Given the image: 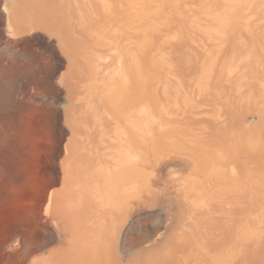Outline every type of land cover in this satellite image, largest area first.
Returning <instances> with one entry per match:
<instances>
[{"label":"rangeland","instance_id":"1","mask_svg":"<svg viewBox=\"0 0 264 264\" xmlns=\"http://www.w3.org/2000/svg\"><path fill=\"white\" fill-rule=\"evenodd\" d=\"M7 1L8 0H0V264H225L226 262H230V264H245L244 251L257 249V247L259 248L262 246L264 248L262 227L258 226L250 229L249 226L252 221L264 215V175H262L264 174V150L262 152L253 150L245 145L244 149L236 154L239 156L237 160L239 164L235 160L234 161L239 165V169L235 172L236 169L232 171L234 167L237 168L235 164H232V156L234 153H232V156L230 153H227L226 156V153L218 150V148H216L218 145L217 138L213 136L216 134L214 129L218 126L219 122L225 121L228 122L230 126H234L235 124L233 125V123L238 120V118L240 122V117L242 118L241 120L248 118L247 120L250 123L249 129H251L252 132L258 135L262 132L261 120L259 118L260 114H258V111H260L259 108L261 109V106L262 108L264 107V102L262 101L261 103L263 105H259L260 99H258V94H254L255 97L258 95V104H256L258 100L254 96H252L254 99L250 98V96L253 92L256 93L254 88L258 87V82L264 80L260 77L261 75L264 76V74H259L260 71L263 72L264 60L262 64H258L260 65V70L256 72L258 71V67L254 66L255 63L251 61L247 63V65L246 62L242 63L243 60L238 58L239 51L236 53L238 49L235 50L234 47H237V44L235 45L234 41L235 43H240L238 45L239 47L245 46L250 50L253 48H255V50L264 48H262L261 45V43L264 44V39L262 38L264 37V13H262L264 11V0H246L248 1L247 3L243 0L244 4H247L245 5L247 7H243L244 5L241 1L239 2L241 7L240 4H237L239 6L232 4V9L230 6L226 8H230L229 10L225 9L226 12L228 11L226 14L227 16L239 14L237 15L239 18L240 14H243H241V18L237 19L239 20L238 23L240 22V27L239 25H237V27L235 25L237 17L235 18L236 22L233 20V22L230 23L232 24L234 33L237 28L236 33L240 38L235 36V34L233 35V32L231 34L233 30L230 24L225 23V26H222V24H215L213 21H209L212 15L207 13V16L206 11L208 12L210 9H208V7L213 6L211 9L212 12L211 10L209 12H215L214 5H216L219 0L217 3L212 0L214 3L211 1L209 4L202 6V0H197L198 2L196 1V3L190 0L189 2L184 0V10L189 12L188 10H191V8L195 6V8L200 9L199 12L197 15L190 17V20L188 19L189 22L183 17L184 15L177 13L173 15L172 19L175 20L177 17L178 22L181 24L178 30L187 25L189 32L201 42V50L204 53V59L207 61V64L210 62L207 67L213 69L215 73V76L212 77V85L217 86L219 84L217 83L218 80L220 84L223 83L224 80H227V83H229V91H227V93H229H226L228 98H226V94L222 95V98L218 96L219 100L217 102V92L214 91L211 95V99H204L199 89L187 88V90H185L186 93L183 92L185 95H182V99H191V104H193L191 107L193 110L186 112L187 115L180 120L183 122L180 128L187 124V126L183 127L188 129L183 131L185 134L183 132L177 135L172 133L170 134L171 136H167L169 138L162 139L161 141H156L157 137L151 138L147 143L142 142L139 145L133 139L135 137L133 132H130V140L136 147L138 146L137 148L135 147L137 161H134L137 165L133 164V169L134 166L136 168L132 170L134 172H132V174L136 178L133 180V176H130L127 180L129 177L127 175V181L124 180V184L122 182L120 186L116 187V190L114 189V195L119 197L117 200L118 205H116L117 208L106 206L104 212L96 214L94 212H92L93 214H88L85 208H78L79 210L74 207L70 208V205L75 203V195L81 191L88 205L95 206L98 201L97 196L104 193L106 176L101 175L102 173L95 171V169L93 170V167L97 166L99 163L106 164L110 159L124 161L123 165H125L128 161H126V159L129 158V154L127 153L128 157H126V153L123 152V148L125 147L123 145L118 156L110 153L107 154V152L104 153L105 150L104 152L100 151V149L107 146V144L104 145V142H100V145L96 144V142L100 141V137H98L97 133L92 129L95 128L93 123H90L92 130L89 128L90 130L88 129V133H86L87 136L83 135V137H81V142H79L78 139L80 137L78 134L81 130H79V133L78 130L74 132L71 120L73 118H81L80 121L86 120L84 118L88 116V112L91 109L90 102L93 101V96L96 95V88L103 90L105 83L110 82L108 77L104 79V75L100 74L99 76L96 72L98 69L101 71L106 69V63L102 65L105 55L110 51L111 53L116 51L114 54L123 58L122 60L126 67L124 72L128 74L126 79L123 78L124 76L122 75L123 84L125 85L131 82V74L133 76V68L130 62L133 58L131 57H134L138 49H141V51L143 50L144 52L142 51L143 53L139 54L141 55V67L139 72H141V70L143 71V69V72H145L146 69V71H150L148 72L150 76L147 72H145L144 75L143 72L140 74L136 72L137 75H141V78L139 77L138 79L142 80L140 83L141 85L144 84L142 89L145 91H142L139 100L134 101L128 106V111L131 112L136 110V113L139 111L140 121L143 123L150 121L149 113L144 110L145 106L148 104L145 102H150L153 91H155L154 88L162 85L165 75L161 73L167 69V63H171L173 60L176 61L177 64L181 63V60H179L182 57L180 55L181 52H179L180 50L177 52V49H175L176 54H174V58L169 52L162 54V60L166 58V61H163L165 64L164 67H156L159 61L154 57L155 53L160 51V44L170 40L171 36L169 35L173 34L171 32L173 29L170 28V20H168V18L171 19V16L166 6H171V2L170 0L166 2V4L163 5L164 7H162L164 9L159 5L160 10L157 9L160 0H100L101 3L99 7L101 10H99L100 8L96 9L91 6V1H85V3H83L80 0V2L83 3L82 8L84 9L81 15H85V20L88 22H85L87 24L86 28H89L86 30L91 31L87 33L85 39L92 47L90 49L91 51L89 49L86 51V53L89 52L90 54L87 53L86 56L84 53L85 51H80L78 57L82 59L86 56L84 58L88 61L89 65L87 64L88 72H85V74H88L84 76H89L91 80H89V77H84L86 83L84 78L81 80L79 78L78 83L76 82V86L77 89L82 86V89L80 88V90L78 89L77 91L76 86H69V82L67 78H65L67 75H65L64 72L69 69V60L63 52L64 50L62 49L57 34H50L42 25L35 26L34 29L25 33L13 34L12 31H10L11 27ZM198 3L200 4L198 5ZM39 4L44 5L47 11L50 12L52 5H57L58 1L14 0L12 13L20 14L24 11L23 13L28 14L32 18L35 16L36 12H38L37 6H40ZM71 4L72 2L70 5ZM103 4L108 9H106ZM206 5H208V10L205 11L202 8L205 9ZM252 5L256 6L253 7L254 10L251 9ZM257 5H259L258 9L263 7L261 12L260 10L259 12L257 11ZM72 6L74 8L76 4L73 2ZM111 6L116 8L113 9ZM185 6L188 7L186 8ZM152 9L154 11H152ZM230 10H235L236 13L234 11L231 13ZM244 10L248 13L246 14ZM98 11L100 12L97 13ZM147 11L150 13H147ZM163 11H167L168 13ZM93 14L94 16L96 15V17L92 16ZM255 14L257 18H254V20L253 17L255 16L253 15ZM50 16L51 13L45 12L42 17L48 20ZM242 16H246L245 19L243 17L244 21H242ZM196 17L198 18L196 19ZM248 17L251 22L247 20ZM258 19L262 20L258 21ZM204 20H206V23ZM244 22L246 25L248 22L249 26H244ZM209 23L210 25L212 23L214 27L212 25L210 27ZM198 24L199 27L205 28H202L203 32L199 30ZM216 25L221 28L219 29L218 27L215 29ZM205 26H208L209 28L207 27V29L211 30H206ZM243 27L245 31L247 30L246 33L242 30ZM248 27L250 29H248ZM226 28L228 32L225 30ZM257 29H259V31H256ZM260 29L263 32L260 31ZM204 30L207 33H204ZM220 30L222 31L220 32ZM211 31L215 32L214 35ZM254 33H257L260 37L254 35ZM260 33L263 34L261 35ZM206 34L207 37L205 36ZM229 34L238 39L236 38V40H234L231 36L229 37ZM241 34L244 36L246 34V37L244 38ZM49 35L56 36L58 42L56 38ZM153 37L155 41L152 39ZM221 37H224V41H222ZM226 37L232 40L227 39L226 47L230 45L228 41H231V44L233 42L234 45L233 48H227L228 50L223 47L225 46ZM210 38H213V42ZM257 38L259 42H257ZM253 39H257V41L255 40L256 42H254ZM84 41L85 40L82 42ZM248 41H250V43H248ZM221 42L223 43L221 44ZM252 42L257 43V45ZM136 44L139 47L136 46ZM254 45H256V47H254ZM216 47L220 49H216ZM222 49L226 51L225 55ZM219 51H221V53H219ZM234 51L236 54H234ZM252 51H254V49ZM228 52H232L231 57ZM96 55H101L99 57L102 60L98 66L95 59ZM94 59L95 61H93ZM214 59L215 62H212ZM221 60L226 63L227 70L230 69V74L228 73L229 71L226 72L227 75L229 74L228 78L224 77L225 71L223 68H225V63L221 62ZM90 63L91 65L93 64V66L89 67ZM231 63H233V65ZM215 64H217V66ZM66 66L67 70H65ZM241 67L245 73H243L242 70L241 73L239 72V68ZM244 68H246V70ZM251 68L254 73H258V75H254ZM237 72L238 74H236ZM247 73L249 75H247ZM232 74H236L238 77L235 76L234 79L233 76L231 77ZM152 75L153 77H151ZM251 76L254 79L251 78ZM230 77L233 78V81ZM115 78L111 79L113 81H111L112 83L110 82L111 85H114L117 80L119 81V78ZM219 78L222 79V81H220ZM243 78L247 80H244L246 86L243 85ZM64 81L66 82L64 83ZM149 82L152 83L150 84ZM254 82L255 84H253ZM91 83L94 84V88ZM235 83L236 86H234ZM78 84L80 86H78ZM149 85L152 86L149 88ZM238 85L240 86L238 87ZM249 86H251L252 89H250ZM87 88L88 90L90 89V92ZM246 88H249V90L253 92L251 93V91ZM245 90H247L246 94L244 93ZM72 91L75 94H71ZM79 91L82 92L81 95H83L85 91L86 92L81 96L80 94H76ZM259 91L261 90L259 89ZM232 93H235L234 96H232ZM186 94H188V96H186ZM75 95L76 98L74 97ZM77 95L80 97H77ZM261 95L263 97L264 92L261 91L260 96ZM231 96L232 100H230ZM235 96H237V98ZM242 96H244V98ZM82 97L83 99L86 98L84 99L86 102L83 100V106L82 102H80ZM141 98H143V100ZM244 99H248V101L245 100V106ZM255 99L257 101H255ZM263 99L264 98H261V100ZM214 100H216L214 102L215 104L213 103ZM137 101L142 102L139 104ZM230 101H232L231 105ZM234 101L236 102L235 105ZM80 103L81 105H79ZM227 103H229V105ZM240 103L242 104L240 105ZM216 104L219 107H225L224 105H226L225 108H228L227 112L232 116L228 113L225 116H218L216 111L219 107ZM246 104L251 105V108ZM232 105L234 106V111L230 108L233 107ZM238 105H243V107H239ZM141 106H143V109ZM83 107L88 110L84 109L86 112L82 111ZM79 109H81L82 113ZM237 109H239V111L241 109L240 112L242 113ZM76 110L77 112H73ZM104 111L106 112V110ZM76 113H78V115ZM234 113L237 115L233 116ZM126 115L127 114L123 115L124 117L121 118H125ZM228 115L230 117L227 118ZM241 115L245 116V118ZM105 116L114 125L112 130L113 135L119 137L116 129L118 130L120 127L126 126L125 119L116 117L109 112H106ZM223 117L226 118V120ZM222 118L224 120H222ZM239 122H235L236 127L234 126V132L236 131L235 129H238ZM191 128L193 131H190ZM201 129L205 131L202 133ZM220 131L218 132H220L221 136L226 132L224 129ZM192 133L195 136H193ZM201 133L203 135H201ZM199 134L201 138L203 137L204 142L199 138ZM84 137L87 138V141H85L86 139ZM178 137L183 139L182 141L180 139V141L183 142L184 145L178 141ZM196 138L199 143L197 140H194ZM184 139L186 141H184ZM175 140L177 141L175 142ZM70 141L75 142V145H77L72 152L67 150L68 142ZM167 141L170 144H164ZM173 141L175 143H173ZM188 141H190V143ZM154 142L155 146L157 145L158 148L154 146ZM147 144L148 147L146 146ZM199 146L200 149L198 148ZM176 148H179V150ZM204 149L205 151H203ZM95 150H99L97 151L99 154L95 155ZM160 151H162V153ZM207 155L211 160L217 161L215 162L216 166L209 163L215 166V168L214 166L212 167L214 169H210L211 173L214 171L216 173L214 172L213 174L225 172L224 176L220 175L216 177V180H213L211 184L203 182L205 179L203 180V178L194 171L198 168V165L203 162L201 157L206 158L208 157ZM83 156L85 158L87 157V159L84 160ZM141 156L142 158H140ZM98 158L100 159L99 163H97ZM63 160H67V162L72 164L78 173L73 177L74 180H71L67 196H64L65 182L62 184V180L64 179L61 168ZM208 161L210 162L209 159ZM129 164H132V162ZM153 165L154 167H152ZM81 168L82 171H88L92 177H90V174L88 176V173L86 174L87 176L85 174L81 176ZM126 169V172L131 171L128 167ZM135 174H137V176ZM92 178L95 181L94 185L97 183V185H93V190L87 191L85 187L84 189L81 188L83 181L88 183L90 179L93 180ZM199 178L202 181H199ZM61 184L62 186L60 187ZM57 186L59 187L57 193L61 192V199L58 203V214L53 213L49 209L50 205L54 202V196L51 194L52 190ZM247 187L257 196V204L253 209L239 211L240 207L244 205L245 197L243 196ZM234 201L237 202L236 204L239 206L235 205ZM240 203H243V205L241 206ZM195 204L196 206H194ZM110 209L112 211H110ZM233 210L235 211L234 213L237 214L234 218L233 226L229 228L226 223L228 216L227 211L232 213ZM110 212H114L115 215L110 217L108 215ZM195 215H199L203 218V225L199 226L197 232L191 229L189 223L192 216L194 217ZM77 220H81V222ZM76 222L79 224L76 225ZM77 227L79 229H77ZM88 230H92L95 236L92 240L85 243L83 252L80 251V254V244L78 246L77 243L80 242V237L83 238L85 235L84 233H87ZM78 238L80 239L78 240ZM67 239L69 242H67ZM258 259L260 260L259 262ZM258 259L256 261L257 263L252 264H264V256H258Z\"/></svg>","mask_w":264,"mask_h":264},{"label":"bare ground","instance_id":"2","mask_svg":"<svg viewBox=\"0 0 264 264\" xmlns=\"http://www.w3.org/2000/svg\"><path fill=\"white\" fill-rule=\"evenodd\" d=\"M13 1L14 0H8L7 1V8H8V10H9V20H10V27H11V30L10 31H12V33L13 34H18V33H25V32H28V31H31L32 29H34L35 28V26H39V25H42L43 27H45V29H47V31L50 33V34H57V36H58V39L60 40V44H61V46H62V49L64 50L63 52L66 54V56H67V58H68V60H69V69L67 70V66H66V69L65 70H67L66 72H64L65 73V75H67V77H65V78H67V81L69 82V86H76V84L78 83V80H79V78H80V80L82 79V78H87V77H89V76H84V75H87V74H85V72H88V66H87V64L89 65V63H88V61H86V59L84 58V57H86L87 55V53H89V52H87L86 53V51H87V49H91V44L90 43H88V42H86V35H87V33L88 32H91V31H87L86 29H89V28H86V23H88L85 19V15L84 16H82L81 15V13H83L84 12V9L82 8V4L83 3H85V1H91L92 2V4H91V6H93L94 8H96V9H98V8H100L99 7V4L101 3V1L100 0H81L83 3H81L80 2V0H57L58 1V4L57 5H52V7H51V11L49 12V11H47V8L44 6V5H40V6H37V8H38V12H36V14H35V16L34 17H30L28 14H26V13H20V14H13L12 13V11H13ZM142 1V0H141ZM169 0H160L159 2H158V6L159 5H161V8L162 7H164L163 5H165L166 4V2H168ZM188 2H189V0H187ZM191 2H195L196 3V1L197 0H190ZM212 0H202L201 1V6L202 5H205V4H209L210 2H211ZM216 3H217V1L218 0H214ZM243 2V7H247V6H245V5H247V4H244V1L243 0H219L218 1V3L216 4V5H214V10H215V12H213V13H211L212 12V7H208V5H206V8L204 9V8H202L203 10H208L209 8V11L211 10V12H207L206 11V14L207 13H210L211 15H212V17H211V19L209 20V17H208V20L209 21H213L215 24H222V26H225L224 24L225 23H228V24H230V23H232L233 22V20H234V22H236L235 21V18L237 17V15H239V14H234V16H227L226 14L228 13V11L226 12V10H229V9H226L227 7H231L232 6V4H240L239 2ZM246 1V0H245ZM250 1V0H249ZM260 1V0H259ZM72 2V4H73V2L76 4V6L73 8V6H72V4L70 5V3ZM170 2H171V6H168V5H166L167 6V10L169 11V13H170V18L171 19H169L168 18V20H170V28H172L173 29V31H171L173 34L171 35H169V36H171V39L170 40H168V41H165L164 43H161L160 44V51H158V53H155V55H154V57L156 58V60L158 59V66H156V67H159V66H162V67H164V63H163V61L166 59H164V60H162V54L163 53H165V52H169V54L174 58V54H176V50L175 49H177V52H178V50H180L179 52H181L180 53V55L182 56H180L181 58L179 59V60H181V63H176V61H171V63L169 62V63H167L168 65L166 66L167 67V69H165V71H163L161 74H163V75H165V79L163 78V82H162V85H160L159 87L157 86V88H154L155 89V91H153V94H152V98H151V101L150 102H145V103H148L146 106H145V109L144 110H146L148 113H149V115H150V121L149 122H147V123H143L142 121H140V113H139V111L136 113V110H134V111H131V112H129L128 110V106L130 105V104H132L134 101H136V100H139L140 98H139V96H141V93H142V91L144 90V89H142V87H143V85L144 84H142L141 85V83H140V81H142V80H139L138 78L141 76H139V75H137V73L136 72H139V70H140V67H141V55H139V54H141V53H143L142 51H141V49L139 50L138 49V43L136 44V46H138L137 47V49H138V52L137 53H135L134 54V57H131V58H133L130 62H131V64H132V68H133V76H132V74H131V82H129V84H123V80H122V75L124 76L123 78H127V76H128V74H126L124 71H125V63L123 62V58H120L119 57V55H117V54H114V53H116V51H114V53H111V51L109 52V53H105L106 55H105V58L103 59V61L101 60V58L99 57V56H101V55H96L95 56V59H96V62H97V66L101 63V61H102V65H103V63H106L105 65H106V69L104 70V71H101V70H97L96 72L98 73V75L100 76V74H102V75H104V79L105 78H109V80H110V82L112 81L111 79H113V78H115V77H118L119 78V81L117 82L116 81V83L114 84V85H111V83L113 82H107V83H105V87H103V90H101V89H97L96 88V95H92L93 96V101L92 102H90L91 103V109H90V113L88 112V116H86L84 119H86V120H82V121H80V119L79 118H73L72 120H71V122H72V124H73V130H74V132H77V130H78V133H79V130H81V132L78 134L79 135V139H78V141L79 142H81V140H82V138L81 137H83V135H86V133H88V129L90 128H92V126L90 125V123H93V125H94V127L95 128H92L93 130H94V132H96L97 133V136L98 137H100L99 138V140L100 141H98V142H96V144H98V145H100V142H104L103 144L105 145V144H107V146H105L104 148H102V149H100V151H103L104 152V150H105V152L104 153H106L107 152V154H114V155H116V156H118V153H119V151L121 150V147H122V145L123 146H125L124 148H123V152H125L126 153V157H128L127 155L129 154V158L128 159H126V161H127V163L125 164V165H123L124 164V161H118L117 159H110L109 161H107L106 162V164H101V163H99L100 161V159L98 158V160H97V163H99L97 166H95V167H93V170L95 169V171H97V172H100V173H102L101 175H104V176H106V178H105V183H106V186L104 187V193L103 194H99L98 196H97V198H98V201H97V204H95V206H93V205H88V203H87V201L85 200V198H84V196H82V194H81V191H79V193L78 194H76L75 195V199L76 200H74L75 201V203H73V204H69L70 205V208L71 207H74V208H76V209H83V208H85V210H86V212L88 213V214H93L92 212H94L95 214L96 213H101V212H104V210H105V207L106 206H111V207H115V208H117L116 207V205H118V198L119 197H117V196H115L114 195V189L116 190L117 188L116 187H118V186H120L121 185V183L124 181V180H126V178H127V180L130 178V176L132 177L133 176V174H132V170H134L136 167L134 166V169H133V164L135 165L136 163H134V161H137V154H136V150H135V145L133 144V142L130 140V136H129V133L130 132H133V134L135 135V137L133 138L132 137V135H131V137L136 141V143L137 144H139L140 145V143H147V141L148 140H151V138L153 139V138H156V141H161L162 139H165V138H169V137H167L168 135H170V134H172V133H174L175 135H177V134H181L186 128H183L184 126H187V124H185L182 128H180L181 126H182V124H183V122H181L180 120H181V118L182 117H184V116H186L187 115V113L186 112H188V111H191V110H193L192 109V107L191 106H193V104H191V99L189 100V99H185V100H183L182 99V95L184 94L185 95V90H187V88H191V89H199L200 90V94H201V96L204 98V99H211V95H212V93H214V91L215 92H217L216 93V97H217V102H218V96L219 97H221L222 98V95H225L226 93H227V91H229V87H228V85H229V83H227V80H224L223 81V83H221L220 84V82H219V80H218V82L217 83H219L217 86L215 85H212L213 84V82H212V77L213 76H215L214 74V71H213V69H210V68H208L207 67V65L210 63H208L207 64V61L204 59V53L202 52V50H201V42L199 41V40H197L195 37H194V35L193 34H191L190 32H189V30H188V27H187V25L184 27V28H181L180 30H178L180 27H181V24L178 22V20H177V17L175 18V20H173L172 18H173V15L175 14V13H177V14H182V15H184L183 17L186 19V20H190V17H192V16H195V15H197V13L199 12V10L200 9H197V8H195V6L194 7H192L191 8V10H188L189 12H187L186 10H184V0H170ZM198 2V1H197ZM248 1H246V3H247ZM253 2V1H252ZM87 3V2H86ZM147 3V2H146ZM151 3V2H150ZM194 3V4H195ZM212 3H214L213 1H212ZM254 3V2H253ZM258 3V2H257ZM89 4V5H90ZM105 4H106V2H105ZM113 4V3H112ZM143 4V3H142ZM149 4V3H148ZM200 3H198V5H199ZM263 4V3H262ZM87 5V4H86ZM104 5V4H103ZM110 5V4H109ZM108 5V6H109ZM151 5H152V3H151ZM187 5V4H186ZM197 5V6H198ZM248 5H249V3H248ZM254 5V4H253ZM251 6V9H253V7H256V6ZM90 6V7H91ZM105 6V5H104ZM210 6V5H209ZM237 6H239V5H237ZM262 6V5H261ZM264 6V5H263ZM92 7V8H93ZM110 7V6H109ZM112 7V6H111ZM186 7V6H185ZM188 7V6H187ZM186 7V8H187ZM207 7H208V9H207ZM240 7H241V4H240ZM258 7H259V5H257V11L259 12V10H260V12L262 11L261 9L263 8H261V9H258ZM105 8H106V6H105ZM104 8V9H105ZM113 8V7H112ZM116 8V7H115ZM115 8H113V9H115ZM106 9H108V8H106ZM105 9V10H106ZM154 9V8H153ZM152 9V11H154ZM157 9H160V6L157 8ZM162 9H164V8H162ZM166 9V8H165ZM226 9V10H225ZM231 9H232V7H231ZM234 9V8H233ZM242 9V8H241ZM91 10V9H90ZM99 10H101V8L99 9ZM117 10V9H116ZM161 10V9H160ZM236 10V9H235ZM235 10H232V11H234L235 12ZM247 10V9H246ZM248 10H249V8H248ZM254 10V9H253ZM109 11V10H108ZM108 11H107V13H108ZM111 11V10H110ZM231 10H230V12L231 13H233ZM251 11V10H250ZM256 11V12H257ZM51 13V16H50V18H48V20H46L44 17H42L43 15H44V13ZM100 11H98L97 13H99ZM103 12H104V10H103ZM117 12V11H116ZM160 12V11H159ZM163 12H167V11H163ZM162 12V13H163ZM229 12V13H230ZM244 12H245V10H244ZM257 12V13H258ZM147 13H150V12H148L147 11ZM168 13V12H167ZM236 13V12H235ZM238 13V12H237ZM246 13V12H245ZM244 13V14H245ZM248 13V12H247ZM246 13V14H247ZM262 13H264V11L262 12ZM103 14H105V13H103ZM152 14V13H151ZM166 14V13H165ZM242 14V13H241ZM241 14H240V17L239 18H241ZM251 14V13H250ZM254 14V13H253ZM111 15V14H110ZM110 15H108V16H110ZM144 15V14H143ZM155 15H156V13H155ZM200 15V14H199ZM232 15V14H231ZM236 15V16H235ZM243 15V14H242ZM259 15V14H258ZM92 16H94V14L92 15ZM107 16V15H106ZM105 16V17H106ZM169 16V15H168ZM207 16H208V14H207ZM206 16V17H207ZM210 16V15H209ZM253 16H255V17H253V19L254 18H257L256 17V14L255 15H253ZM94 17H96V15L94 16ZM165 17H167V16H165ZM199 17V16H198ZM198 17H196V19L198 18ZM226 17H228V18H226ZM234 17V18H233ZM243 17L244 16H242V21H244L243 20ZM246 17V16H245ZM245 17H244V19H245ZM264 17V16H263ZM262 17V18H263ZM145 18V17H144ZM194 18V17H193ZM238 17L236 18V20L237 19H239ZM157 19H158V17H157ZM247 19V18H246ZM251 19V18H250ZM85 20V21H84ZM145 20V19H144ZM150 20H152V19H150ZM189 20H188V22H189ZM200 20V19H199ZM201 20H203V19H201ZM247 20H249V17H248V19ZM255 20V19H254ZM253 20V21H254ZM257 20V19H256ZM259 20H262V19H258V21ZM205 21V23H206V20H204ZM238 21L239 20H237V22L235 23V25H236V27H237V25H239V23H238ZM86 22V23H85ZM200 22V21H199ZM249 22H251L250 20H249ZM93 23V22H92ZM192 23H193V21H192ZM203 23V22H202ZM201 23V24H202ZM207 23H208V21H207ZM213 23V24H214ZM242 23V22H241ZM258 24V23H257ZM189 25V24H188ZM193 25V24H192ZM192 25H190V26H192ZM203 25V24H202ZM209 25H210V23H209ZM211 25H212V23H211ZM211 25H210V27H211ZM231 25V28H232V24H230ZM234 25V24H233ZM247 25L249 26V24H248V22H247ZM247 25H246V23L244 22V26H246L247 27ZM256 25V24H255ZM254 25V26H255ZM260 25V24H259ZM90 26H91V24H90ZM89 26V27H90ZM107 26V25H106ZM213 26V25H212ZM253 26V25H252ZM142 27V26H141ZM195 27V26H194ZM198 27H199V24H198ZM206 27V26H205ZM208 27V26H207ZM207 27H206V30H211V29H207ZM214 27V26H213ZM219 27V29L221 28L220 26H218ZM217 27V25H216V27H215V29L216 28H218ZM239 27H240V25H239ZM256 27V26H255ZM254 27V28H255ZM260 27V26H259ZM91 28V27H90ZM191 28V27H190ZM200 29V31H202L203 32V29H205V28H201V26L199 27ZM209 28V27H208ZM250 28H251V25H250ZM249 27H248V29H250ZM141 29V28H140ZM196 29V28H195ZM229 29H230V27H229ZM234 29H235V27H234ZM252 29H253V27H252ZM251 29V30H252ZM264 29V28H263ZM142 30V29H141ZM194 30V29H193ZM223 30V29H222ZM222 30H220V32L222 31ZM225 30H227V28L225 29ZM231 30V29H230ZM232 30H233V28H232ZM245 33H246V31H245V29H244V27H243V29H242ZM250 30V31H251ZM200 31H199V33H200ZM205 31V30H204ZM208 31V32H209ZM243 31H242V33H243ZM253 31V30H252ZM256 31H259V29H257ZM260 31H262L261 29H260ZM114 32H115V29H114ZM160 32V31H159ZM198 32V31H197ZM212 32V34L214 35V33L215 32H213V31H211ZM224 32V31H223ZM227 32H228V30H227ZM232 32H233V35L235 34V36H239L236 32H237V28H236V30H235V33H234V30L233 31H231V34H232ZM263 32V31H262ZM117 33H118V31H117ZM150 33V32H149ZM198 33V34H199ZM204 33H207L206 31L204 32ZM251 33V32H250ZM250 33H249V37H250ZM116 34V33H115ZM141 34H142V31H141ZM208 34H211V33H208ZM211 34V35H212ZM225 34H227V33H225ZM231 34H229V37L231 36L234 40H236V38H235V36H233V35H231ZM237 34V35H236ZM240 34V33H239ZM244 34V33H243ZM243 34H241L242 36H244ZM261 34V33H260ZM263 34V33H262ZM261 34V35H262ZM202 35H203V33H202ZM218 35V34H217ZM217 35H216V37H217ZM248 35V34H247ZM252 35H253V33H252ZM254 35H257V36H259L257 33L255 34L254 33ZM264 35V34H263ZM49 36H51V35H49ZM156 36V35H155ZM198 36V35H197ZM206 37H207V34L205 35ZM241 36V37H242ZM51 37H54V38H56L57 39V37L56 36H51ZM160 37V36H159ZM219 37V36H218ZM228 37V36H227ZM226 37V40H225V46H223L224 47V49L226 48H233L234 47V45H233V42H232V44H231V39L229 38H227ZM246 37V34H245V36H244V38ZM253 37H255V36H253ZM260 37V36H259ZM262 37V36H261ZM214 38V37H213ZM212 38V39H213ZM222 38V41H224V37H221ZM238 38H240V37H238ZM237 38V39H238ZM263 39H264V37H262ZM58 39H57V42H58ZM153 40H154V37L152 38ZM155 39H156V37H155ZM211 39V38H210ZM211 39V41L213 42V40ZM217 39V38H216ZM227 39L228 40H231L230 42L228 41V43L230 44L229 45V47L227 46L226 47V42H227ZM258 39V38H257ZM257 39H253V41L254 42H256L257 41ZM83 40H85L84 42H82ZM152 40V41H153ZM220 40V39H219ZM248 40H249V38H248ZM256 40V41H255ZM155 41V40H154ZM207 41L209 42V40L207 39ZM217 41V40H216ZM263 41V40H262ZM261 41V42H262ZM206 42V41H205ZM219 42V41H218ZM217 42V43H218ZM254 42H252L253 44H256L257 45V43H254ZM257 42H259V39H258V41ZM260 42V43H261ZM148 43V42H147ZM153 43V42H152ZM155 43H157V42H155ZM174 43H176V44H174ZM215 43V42H214ZM223 42H221V44H222ZM227 43V44H228ZM248 43H250V41H248ZM149 44V43H148ZM147 44V45H148ZM203 45H205L204 43H202ZM234 44L236 45L237 44V47L235 46L234 48H235V50L236 49H238L237 50V52L236 53H238V51H239V59H241V60H243L242 61V63H245L246 62V64L247 63H249V62H251L252 61V63H255L254 64V66H257L258 67V71H256V72H259V66L260 65H258V64H262V62H263V60H264V44H262L261 43V45H262V48L263 49H257V50H255V48H253L254 49V51H252V50H250L248 47H245V46H242V47H239L238 45L240 44V43H235V41H234ZM259 44V43H258ZM59 45V44H58ZM212 45V44H211ZM233 45V46H232ZM250 45V44H249ZM252 45V44H251ZM256 45H254V47H256ZM145 46V45H144ZM206 46V45H205ZM230 46H232V47H230ZM248 46V45H247ZM60 47V46H59ZM154 47V46H153ZM207 47H208V45H207ZM214 47V46H213ZM258 47H259V45H258ZM146 48H147V46H146ZM206 48V47H205ZM204 48V49H205ZM251 48V47H250ZM207 49V48H206ZM214 49V48H213ZM216 49H220V48H217L216 47ZM224 49H222V51L224 50ZM134 50V49H133ZM173 50V51H172ZM228 50V49H227ZM232 50V49H231ZM230 50V51H231ZM80 51H85L84 53H85V55L86 56H84L82 59H85V60H82V59H80V57H78V53H80ZM91 51V50H90ZM135 51V50H134ZM141 51V52H140ZM171 51V52H170ZM208 51H210V50H208ZM218 51V50H217ZM233 51V50H232ZM82 52V53H83ZM113 52V51H112ZM205 52V51H204ZM213 52V51H212ZM224 52V55L226 54L225 52V50L223 51ZM205 53H207V52H205ZM219 53H221V51H219ZM229 54H230V57H231V55H232V52H228ZM235 53V51H234V54H236ZM90 54V53H89ZM89 54H88V56H89ZM102 54H104V53H102ZM119 54V53H118ZM167 54V53H166ZM223 54V53H222ZM81 55V54H80ZM93 55V54H92ZM95 55V54H94ZM132 55H133V53H132ZM168 55V54H167ZM166 55V56H167ZM207 55V54H206ZM104 56V55H103ZM223 56V55H222ZM168 57H170V56H168ZM171 58V57H170ZM214 58V57H213ZM235 58V57H234ZM95 59L93 60V61H95ZM169 59V58H168ZM216 59V58H215ZM215 59H214V61H212V62H215ZM218 59H220V58H218ZM125 60V59H124ZM134 60V61H133ZM212 60V59H211ZM229 60V59H228ZM233 60V59H232ZM235 60H237V59H235ZM240 60V61H241ZM246 60V61H245ZM166 61V60H165ZM177 61H178V59H177ZM217 61V60H216ZM239 61V60H238ZM95 62V63H96ZM180 62V61H179ZM211 62V63H212ZM221 62H223L222 60H221ZM229 62V61H228ZM144 63V62H143ZM155 63V62H154ZM219 63V62H218ZM223 63H225V62H223ZM234 63V62H233ZM233 63H231L232 65H233ZM264 63V62H263ZM145 64V63H144ZM221 64V63H220ZM229 64V63H228ZM238 64V63H237ZM257 64V65H256ZM67 65H68V63H67ZM143 65V64H142ZM216 66H217V64H215ZM219 65V64H218ZM230 65V64H229ZM231 65V66H232ZM239 65V64H238ZM238 65H237V68H238ZM245 65V64H244ZM248 65V64H247ZM253 65V64H252ZM91 66H93V64L91 65V63H90V66L89 67H91ZM146 66V65H145ZM220 66H222V65H220ZM225 68H223L224 69V71H225V75H224V77L226 78H228L229 77V74L231 73L230 72V69L229 70H227V66H226V63H225ZM144 67V66H143ZM256 67V68H257ZM261 67H262V65H261ZM100 68H101V66H100ZM218 68V67H217ZM216 68V69H217ZM235 68V67H234ZM255 68V69H256ZM96 69V68H95ZM240 69V73H241V70H242V67L241 68H239ZM245 70H246V68H244ZM252 69V68H251ZM250 69V70H251ZM65 70H63V71H65ZM221 70H222V67H221ZM75 71H76V73H75ZM100 71H101V73H100ZM143 71H144V69H143ZM142 70H141V72H139V74L140 73H142L143 72ZM217 71V70H216ZM215 71V72H216ZM227 71H229L228 73V75L226 74V72ZM251 71H253V69L251 70ZM145 72H150V71H146V69H145ZM145 72H143V75L145 74ZM218 72V71H217ZM217 72H216V74H217ZM223 72V71H222ZM233 72V71H232ZM242 72L243 73H245L243 70H242ZM261 72V71H260ZM259 72V74H264V69H263V72H261L260 73ZM147 73H146V75H147ZM240 73H239V76H240ZM248 73H251V72H248ZM247 73V75H249ZM254 75L256 74V75H258V73H254V71L252 72ZM92 74V73H91ZM221 74V73H220ZM236 74H238V72L236 73ZM236 74H232L231 75V77L233 76L234 77V79H235V76H237L238 77V75H236ZM101 75V76H102ZM148 75L150 76V74L148 73ZM173 75V76H172ZM242 75H244V74H242ZM247 75H244V76H247ZM92 76V75H91ZM217 76V75H216ZM221 76H223V75H221ZM221 76H219V77H221ZM243 76V77H244ZM148 77V76H147ZM146 77V78H147ZM151 77H153V75L151 76ZM230 77V78H231ZM236 77V80L238 81V78ZM258 77V76H257ZM262 79H264V76L263 75H261L260 76ZM64 78V79H65ZM84 78V79H85ZM90 78V77H89ZM88 78V79H89ZM100 78V77H99ZM118 78H115V79H118ZM141 78V77H140ZM143 78V77H142ZM155 78V77H154ZM159 78V77H158ZM222 78V77H221ZM242 78V77H241ZM249 78V77H248ZM247 78V79H248ZM251 78H253L252 76H251ZM62 79H63V77H62ZM101 79V78H100ZM99 79V80H100ZM104 79H102V80H104ZM114 79V80H115ZM220 79V78H219ZM232 79V81H233V78H231ZM254 79V78H253ZM252 79V80H253ZM89 80H91V78L89 79ZM101 80V81H102ZM107 80V79H106ZM216 80H217V78H216ZM244 80H246V79H244L243 78V85H245L246 86V84H245V82H244ZM93 81V80H92ZM96 81H97V78H96ZM145 81V80H144ZM220 81H222V79H220ZM239 81H240V79H239ZM247 81V80H246ZM258 81V80H257ZM256 81V82H257ZM66 81H64V83H65ZM77 82V83H76ZM85 82H86V79H85ZM98 82V81H97ZM106 82V81H105ZM230 82V81H229ZM87 83V82H86ZM86 83H85V86H86ZM89 83V82H88ZM93 83V82H92ZM91 83V84H92ZM109 83H110V85H109ZM145 83H146V81H145ZM150 83V82H149ZM148 83V84H149ZM152 83V82H151ZM150 83V84H151ZM214 83H215V79H214ZM80 84V83H79ZM78 84V86H80ZM233 84H234V82H233ZM253 84H255V82L253 83ZM95 85H97V84H95ZM231 85V84H230ZM85 86H83V87H85ZM91 86V85H90ZM89 86V87H90ZM92 86H93V88H94V84H92ZM148 86V85H147ZM150 86H152V85H149V88H150ZM234 86H236V83H235V85ZM234 86H233V88H234ZM240 85H238V87H239ZM253 86V85H252ZM255 86V85H254ZM82 87V86H81ZM80 87V88H81ZM250 87V89H252L251 88V86H249ZM259 87V88H258ZM258 87H256V88H254L255 90H256V93H254L253 91H251V90H249V88L247 89V90H249V91H251V96H250V98H252V99H254L252 96H254V94H258L259 95V98H258V95H257V97H255L256 99L258 98V99H260V104L259 105H263V104H261L262 103V101L264 102V99L263 100H261V98H264V95H263V97H262V95L260 96V94H261V91L262 92H264V80H260L259 82H258ZM80 88L78 87V89L80 90ZM92 88V87H91ZM93 88H92V90H93ZM231 88V87H230ZM237 88V87H236ZM76 89H77V86H76ZM76 89H75V91H76ZM78 89H77V91H78ZM82 89V88H81ZM259 89L261 90V91H259ZM84 90V89H83ZM83 90H81V91H83ZM87 90H88V88H87ZM86 90V91H87ZM90 90V89H89ZM88 90V91H89ZM101 90V91H100ZM151 90V89H150ZM150 90H148V91H150ZM237 90V89H236ZM235 90V91H236ZM242 90H244V89H242ZM241 90V91H242ZM247 90H245V94H246V91ZM85 91V92H86ZM94 91V90H93ZM107 91H108V93H107ZM145 91V90H144ZM233 91V90H232ZM257 91H259L260 92V94H259V92H257ZM80 92V91H79ZM77 92L76 94H80L81 95V93L82 92ZM84 92V93H85ZM90 92V91H89ZM151 92V91H150ZM183 92H185V93H183ZM240 92V91H239ZM243 92V91H242ZM84 93H83V95H84ZM229 93V92H228ZM227 93V94H228ZM236 93V92H235ZM234 93V94H235ZM241 93V92H240ZM239 93V94H240ZM71 94H75V93H73V91L71 92ZM70 94V95H71ZM94 94V93H93ZM227 94L225 95L226 96V98H228L227 97ZM234 94L232 93V96H234ZM238 94V95H239ZM242 94V93H241ZM247 94L249 95V93L247 92ZM83 95H81V96H83ZM90 95V96H91ZM151 95V94H150ZM231 95V94H230ZM79 95H77V97H78ZM186 96H188V94H186ZM232 96H231V99L230 100H232ZM241 96V95H240ZM239 96V97H240ZM245 96V95H244ZM244 96H242L243 98H244ZM75 98H76V95L74 96ZM80 97V96H79ZM86 97H88V96H86ZM209 97V98H208ZM236 98H237V96H235ZM247 97V96H246ZM261 97V98H260ZM73 98V97H72ZM229 98H230V96H229ZM235 98V99H236ZM242 98V99H243ZM249 98V97H248ZM249 98V99H250ZM78 99V98H77ZM84 99H86V98H84ZM83 99V97L81 98V100H80V98H79V100H80V102H82V106L84 105V102H86L85 100ZM142 100H143V98H141ZM255 99V101H257ZM83 100H84V102H83ZM148 100V99H147ZM223 101H225L224 99H222ZM245 100H247L248 101V99H244V106H245ZM190 101V102H189ZM207 101V100H206ZM216 100H214L213 101V103L215 102ZM222 101V102H223ZM246 101V102H247ZM250 101H251V99H250ZM89 102V101H88ZM138 102V101H137ZM140 102H142V101H140ZM140 102H138L139 104H140ZM226 102V101H225ZM228 102V101H227ZM232 101H230V105L232 104L231 103ZM241 102H242V100H241ZM258 102H259V100L257 101V103L256 104H258ZM66 103H67V101H66ZM144 103V104H145ZM235 101H234V105H235ZM248 103H250V102H248ZM86 104V103H85ZM143 104V105H144ZM215 104V103H214ZM219 104V103H218ZM223 104V103H222ZM225 104V103H224ZM228 105H229V103H227ZM237 104H239V103H237ZM242 103H240V105H241ZM252 104V103H251ZM79 105H81V103L79 104ZM88 105H89V103H88ZM206 105V104H205ZM217 105V104H216ZM215 105V106H216ZM247 105V104H246ZM249 105V104H248ZM247 105V106H248ZM255 105V104H254ZM81 106V107H82ZM140 106V105H139ZM208 106V105H207ZM206 106V107H207ZM211 106V105H210ZM218 106V105H217ZM223 106V105H222ZM225 107H226V105H224ZM233 106V105H232ZM239 106V105H238ZM247 106H246V108H247ZM251 105H249V107H250ZM74 107V106H73ZM79 107V106H78ZM80 107V108H81ZM85 107H86V105H85ZM143 106H141V108H142ZM219 107V106H218ZM218 107H216V108H218ZM225 107H219L218 109H217V115L218 116H225L228 112H227V110H228V108H225ZM228 107V106H227ZM239 107H243V105L242 106H239ZM238 107V108H239ZM248 107V108H249ZM252 107H253V104H252ZM76 108V107H75ZM87 108H88V106H87ZM140 108V109H141ZM202 108V107H201ZM215 108V109H216ZM230 108H232V110H233V108H234V106L233 107H230ZM237 108V107H236ZM245 108V109H246ZM251 108V107H250ZM257 108H259V107H257ZM84 109H86V108H84L83 107V110L82 111H85ZM143 109V108H142ZM80 110V112H81V109H79ZM86 110H88V109H86ZM104 110H106V112H109L110 114H112V115H115L116 117H124L123 115H125V114H127L126 116H125V118H121V119H125V124H126V126H124V127H120L118 130L116 129V131H117V134H118V136L119 137H117V136H114L113 135V133H112V130H113V128H114V125H113V123L111 122V121H109L107 118H106V116H105V111ZM230 110V109H229ZM238 111H239V109H237ZM256 110H258V109H256ZM259 110L260 111H258L259 113L258 114H260V116H259V118H260V124H261V128H262V132H260V135H258V134H255V132H252L251 131V129H249L250 128V123H249V121L245 118V116H243V115H241L242 117H244L245 119H243V120H241L242 118L240 117V122H239V118H238V120H236L235 122L237 123V121L239 122V125H238V129H235L236 131L234 132V126L236 125V123L234 122L233 123V125L234 126H230V124L228 123V122H225V121H223V122H225V123H223V122H219L218 120V122H219V124H218V126H216V128L214 129V132L216 133L215 135H213V136H216V138H217V141H218V145H217V147L216 148H218V150H220L221 152H223V153H226L225 155L227 156V153H230V155L232 156V153H234V155L232 156V164H235V166L237 167V168H235L234 167V169L232 170V171H234L235 169H236V171L235 172H237L238 171V169H239V163L237 162V160L239 159V156L238 155H236V154H238V152H240L242 149H244V146L246 145V146H249L251 149H253V150H258V151H263L264 150V114H261V113H264L263 111H264V107L262 108V106H261V109L259 108ZM261 110H263V111H261ZM71 111V110H70ZM69 111V112H70ZM127 111V112H126ZM234 111V110H233ZM236 111V110H235ZM240 111H241V109H240ZM239 111V112H240ZM247 111V110H246ZM73 112H77V110L76 111H73ZM79 112V113H80ZM86 112V111H85ZM85 112H83V113H85ZM261 112V113H260ZM66 113H67V111H66ZM82 113V112H81ZM236 113V112H235ZM234 113V115L233 116H236L237 114H235ZM240 113H242V112H240ZM239 113V114H240ZM77 115H78V113H76ZM229 114V113H228ZM233 114V113H232ZM238 114V115H239ZM76 115V116H77ZM82 115H84V114H82ZM230 116H232L231 114H229ZM227 116V118L228 117H230V116ZM75 116V117H76ZM212 116V115H211ZM78 117V116H77ZM209 117V116H208ZM224 118V117H223ZM222 118V120H226V118H224L223 119ZM237 118V117H236ZM79 119V120H78ZM116 119H118V118H116ZM120 119V120H121ZM231 119H232V117H231ZM68 120V119H67ZM221 120V121H222ZM94 121V122H93ZM204 121V120H203ZM210 121H212V120H210ZM228 121V120H227ZM187 123V122H186ZM189 123V122H188ZM202 125H203V123H202ZM207 125V124H206ZM188 127H189V125H188ZM218 127V128H217ZM236 127V126H235ZM89 129V130H90ZM91 129V130H92ZM190 129V128H189ZM224 129V131H226V132H224L225 134L224 135H222L221 136V134H220V132H223V131H220V130H223ZM186 130H188V129H186ZM199 130V129H198ZM197 130V131H198ZM202 130V129H201ZM190 131H193L192 130V128H191V130ZM205 131V130H204ZM203 130H202V133L204 132ZM212 131H213V129H212ZM218 131H220V132H218ZM91 132V131H90ZM196 132V131H195ZM213 132V133H214ZM184 133V132H183ZM201 133V135H203ZM234 133V134H233ZM185 134V133H184ZM229 134H230V136H229ZM233 134V135H232ZM77 135V134H76ZM75 135V136H76ZM192 135H193V133H192ZM232 135V136H231ZM256 135V136H255ZM87 136V135H86ZM171 136V135H170ZM193 136H195V135H193ZM199 136H200V134H199ZM199 136H197V137H199ZM220 136V137H219ZM76 138H77V136H76ZM75 138V139H76ZM86 140L85 141H87V138L86 137H84ZM172 138V137H171ZM187 138V137H186ZM200 139H201V141H203V137L201 138V136L199 137ZM180 139L181 138H179L178 137V141H180ZM183 139H181V141H182ZM189 140H191V139H189ZM194 140H197V138L196 139H194ZM205 140V139H204ZM97 141V140H96ZM177 140H175V142H176ZM180 141V143L181 144H183V142H181ZM184 141H186L185 139H184ZM192 141V140H191ZM198 141V140H197ZM152 142V141H151ZM169 142H170V140H169ZM168 141L166 142V143H164V144H168L169 143ZM172 142V141H171ZM174 141H173V143H175ZM189 143H190V141H188ZM204 142V141H203ZM179 143V144H180ZM198 143H199V141H198ZM197 143V144H198ZM209 143H210V140H209ZM154 144V146H155V142L153 143ZM152 144V145H153ZM170 144V143H169ZM177 144H178V142H177ZM187 144V143H186ZM195 144H196V142H195ZM204 144V143H203ZM145 145V144H144ZM176 145V144H175ZM184 145V144H183ZM209 145V144H208ZM210 145H211V143H210ZM147 147H148V144L146 145ZM167 146H169V145H167ZM187 146V145H186ZM189 146V145H188ZM194 146V145H193ZM77 147V145H75V142H72V141H70V142H68V146H67V150L69 151V152H72L73 150H75V148ZM138 147V146H137ZM136 147V148H137ZM155 147H157V145L155 146ZM163 147V146H162ZM97 148V147H96ZM95 148V149H96ZM99 148V147H98ZM158 148V147H157ZM166 148V147H165ZM199 149H200V146L198 147ZM176 149H178L179 150V148H176ZM192 149V148H191ZM145 150V149H144ZM157 150H159V149H157ZM174 150V149H173ZM217 150V149H216ZM217 150V151H218ZM96 151V152H95ZM94 151V154L95 155H97V154H99L97 151H99V150H95ZM203 151H205V149L203 150ZM161 153H162V151H160ZM175 152V151H174ZM187 152V151H186ZM206 152H207V150H206ZM128 153V154H127ZM146 153V152H145ZM209 153V152H208ZM147 154H148V152H147ZM206 154V153H205ZM185 155V154H184ZM200 156V155H199ZM208 156V155H207ZM209 156H210V154H209ZM209 156L208 157H201V160L203 161V162H201L199 165H198V168L197 169H193L197 174H199L200 176H201V178H203V182H208V183H210L211 184V182L213 181V180H216V177H218V176H220V175H225L224 173L225 172H221V173H218L217 172V174H213V173H211V171H210V169H214L215 168V162H217V161H215V160H211L210 158H209ZM84 157V156H83ZM147 157V156H146ZM152 157V156H151ZM140 158H142V156L140 157ZM213 158V157H212ZM221 158V157H220ZM87 159V157L85 158L84 157V160H86ZM161 159V158H160ZM208 159L210 160V162L208 161ZM151 160V159H150ZM149 160V161H150ZM162 160H163V158H162ZM188 160H190V159H188ZM216 160H218V159H216ZM227 160H229V159H227ZM238 163H236L235 161ZM65 160H63L62 161V165H61V168H62V171H63V180H62V184L65 182V184H64V186H65V190H64V196H67V194H68V192H69V185L71 184V180L73 179V177L76 175V174H78L77 173V170L72 166V164H70L69 162H67V160L64 162ZM148 161V162H149ZM157 161V160H156ZM159 161V160H158ZM130 162H132V164H129ZM139 162V161H138ZM153 162V161H152ZM162 162V161H161ZM214 162V163H213ZM219 162V161H218ZM224 162V161H223ZM145 163V162H144ZM153 163H155V162H153ZM209 163H212V164H214L213 166H214V168H212L213 166L211 165V164H209ZM220 163V162H219ZM65 164V165H64ZM137 165V164H136ZM148 165V164H147ZM192 165V164H191ZM64 166V167H63ZM195 166V165H194ZM129 168V169H131V171H129V172H126L127 171V169L126 168ZM152 167H154V165L152 166ZM192 167V166H191ZM63 168H64V170H63ZM218 168H220V167H218ZM145 169V168H144ZM156 169H157V167H156ZM152 170V169H151ZM192 170V171H193ZM142 171H144V170H142ZM146 171V170H145ZM193 171V172H194ZM149 172V171H148ZM80 173H81V176H84V174L86 175L87 173H88V176H89V172L88 171H85V170H83L82 171V168L80 169ZM134 173V172H133ZM150 173V172H149ZM216 173V172H215ZM147 174V173H146ZM151 174V173H150ZM91 175V174H90ZM128 175V176H127ZM136 176H137V174H135ZM262 175H264V174H262ZM87 176V175H86ZM196 176V175H195ZM215 176V177H214ZM90 177H92V175L90 176ZM149 177V176H148ZM134 178H136L135 176H133V180H134ZM196 178V177H195ZM194 178V179H195ZM211 178H213V179H211ZM215 178V179H214ZM93 179V178H92ZM131 179V180H132ZM74 180V179H73ZM126 180V181H127ZM130 180V181H131ZM199 181H202L200 178H199ZM94 179L93 180H89L88 181V183L86 182V181H83V183H82V185H81V188H83L84 189V187H85V189H87V191H91V190H93L94 189V187H93V185H94ZM200 183V182H199ZM62 184L60 185V187L62 186ZM123 184H124V182H123ZM201 184H202V182H201ZM95 185H97V183L95 184ZM94 185V186H95ZM80 186V185H79ZM131 186V185H130ZM132 187V186H131ZM58 186L57 187H55L53 190H52V193L51 194H53V200H54V202L50 205V207H49V209L53 212V213H57L58 214V212H59V206H58V203L60 202V193H57V190H58ZM130 188V187H129ZM96 189V188H95ZM212 189V188H211ZM246 189V188H245ZM124 192V191H123ZM81 194V195H80ZM119 194V193H118ZM122 194V193H121ZM243 197H245L244 198V205H243V203L241 204V206L242 207H240V209H239V211H245V210H250V209H253L255 206H256V204H257V196L255 195V194H253L250 190H249V187H247V189L245 190V194H244V196ZM121 200V199H120ZM239 200H241V199H239ZM236 201V200H235ZM234 201V202H235ZM238 201V200H237ZM242 201V200H241ZM243 202V201H242ZM237 202H235L234 204L235 205H237V206H239L238 204H236ZM202 204V203H201ZM194 206H196V204L194 205ZM69 207V206H68ZM78 209V210H79ZM235 210V209H234ZM233 210V212L231 213V212H229V211H227V213H228V216H227V219H226V223H227V225L229 226V228L230 227H232L233 226V221H234V218L236 217V214L237 213H234L235 211ZM110 211H112L111 209H110ZM80 212V211H79ZM78 213V212H77ZM110 217H113L114 215H115V213L114 212H110V214H108ZM190 218H191V216H190ZM78 219H80V218H78ZM77 221H80L81 222V220H77ZM190 227H191V229L192 230H194L195 232H197V230H198V228H199V226H201V225H203V218H201V216H199V215H195L194 217L192 216V219H190ZM76 225L77 224H79V223H75ZM123 226V225H122ZM121 226V227H122ZM205 226V225H204ZM250 229L251 228H254V227H262L261 228V230H262V233H263V237H264V215H262V216H260V218H258L257 220H254V221H252L251 223H250ZM75 228V227H74ZM77 229H79L78 227H77ZM65 230V229H64ZM85 235H84V237L82 238V237H80L81 238V240H79L80 238H78V240L80 241L79 243H77V242H75V243H77L78 244V246H79V244H80V249L81 250H79V253L81 254V252H83V248H84V246H85V243L86 242H88V241H90V240H92L93 238H94V234H93V231L92 230H88L87 231V233L85 232L84 233ZM81 235V234H80ZM74 239H76V238H74ZM77 240V239H76ZM67 242H69V240L67 239ZM77 246V247H78ZM81 251V252H80ZM244 254H245V257H244V263L245 264H252V263H257L256 261H257V259H258V256L259 257H263L264 256V248H263V246L262 247H257V249L255 248V249H251V250H249V251H244ZM227 261H228V259H227ZM260 260L258 259V262H259ZM224 264V263H223ZM225 264H230V262H226Z\"/></svg>","mask_w":264,"mask_h":264}]
</instances>
